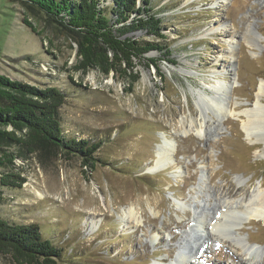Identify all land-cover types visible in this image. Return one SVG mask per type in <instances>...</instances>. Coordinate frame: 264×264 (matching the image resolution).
<instances>
[{
	"label": "rangeland",
	"instance_id": "1",
	"mask_svg": "<svg viewBox=\"0 0 264 264\" xmlns=\"http://www.w3.org/2000/svg\"><path fill=\"white\" fill-rule=\"evenodd\" d=\"M151 1L177 65L137 63L131 91L114 72L75 71L78 45L58 24L0 0V74L61 87L64 133L104 142L95 168L49 147L0 165L27 178L22 189L0 186V216L38 223L63 250L59 264H247L248 239L264 264V220L228 215L264 188V140L243 128L264 81V0ZM214 99L224 116L205 102ZM133 206L136 224L125 220ZM220 210L229 227L208 233ZM0 264L18 263L0 252Z\"/></svg>",
	"mask_w": 264,
	"mask_h": 264
},
{
	"label": "trees",
	"instance_id": "2",
	"mask_svg": "<svg viewBox=\"0 0 264 264\" xmlns=\"http://www.w3.org/2000/svg\"><path fill=\"white\" fill-rule=\"evenodd\" d=\"M16 1L26 15L58 24L56 30L77 43L75 71L114 72L132 91L140 78L137 63H150L158 70L164 62L177 65L171 58L172 49L164 43V18L154 12L151 0H110L108 4L102 0ZM24 22L37 31L27 18ZM134 30H143L145 37L127 35ZM151 51L163 58L147 57ZM66 97V91L59 86L36 87L0 74V165L13 164L18 153L31 154L46 147L59 149L66 156L75 154L93 168L103 163L96 155L102 140L64 133L59 109ZM26 182L20 173L0 168V186L22 189ZM0 252L10 254L18 264H59L64 254L43 235L38 223H17L1 216Z\"/></svg>",
	"mask_w": 264,
	"mask_h": 264
},
{
	"label": "bare ground",
	"instance_id": "3",
	"mask_svg": "<svg viewBox=\"0 0 264 264\" xmlns=\"http://www.w3.org/2000/svg\"><path fill=\"white\" fill-rule=\"evenodd\" d=\"M228 52H229L231 57H234L236 54V52L234 50H230ZM219 87H222V85H218V88ZM205 102H206V104H208V106L209 105L213 106V109H216L215 112L217 114H219L221 116H224L226 114V110L224 109V105L221 101L216 102L214 99V100H207ZM230 106H232L231 103H230ZM233 109H235V106H233ZM222 112H223V114H222ZM245 113H246V119H244L245 121L243 123V128L247 132L248 136L252 139V141H254V140L263 141L264 140V136H263V134H264V81H262V83L259 86V91H258L257 98L255 101V107L253 109L249 110L248 112H245ZM204 122H205L204 120L203 121L201 120V122H199V125L197 122H193V124H196V126H199L202 129V127H203L202 125L204 124ZM200 131L201 130H199V132ZM255 136L258 138L253 140V138ZM165 153L162 152L160 154L159 153L157 154L158 162L162 163L167 158V154H165ZM263 186H264V182H260L259 188H262ZM263 189L264 188L259 189L258 191H256L253 194L252 197L250 196L248 203H245V201L240 202V203H238L239 206L237 208H235V209L229 208L231 210L228 213V215L231 212H233L234 215L242 212L244 215L245 221H249L252 218L264 220V190ZM220 211L221 212H219V214H217L218 217H216L214 224H211V223L209 224L208 227H211V228H210V231L208 230V233L213 234V232L216 229H223L224 230V229H227L229 227L228 223H226L224 220L222 221V216H224L227 213V211H223V210H220ZM124 213H125V217H126L125 220L127 221V223L136 224V222H140V219H138V217H136V210H135L134 206L129 208V210L125 211ZM153 213L156 214V211H154ZM214 218H215V216H214ZM182 226H184V223H178V225H177V227H180V228ZM172 237H173V239H176L178 237L177 232L172 233ZM221 240H223V239L221 238ZM241 244H243V243H241ZM257 245H260V244L255 243V242H251L249 239L246 241L245 244L242 245L243 248L246 249L247 253L250 252L248 254L249 261L247 262V264H263L261 262V258L259 259V258L253 257L254 253H252V252L254 251V249L258 250V249H256ZM233 246H235V245H232V247ZM237 247L238 246H235V248H237ZM197 254H198V252L196 251L195 255L197 256ZM196 258H199V257H196Z\"/></svg>",
	"mask_w": 264,
	"mask_h": 264
}]
</instances>
